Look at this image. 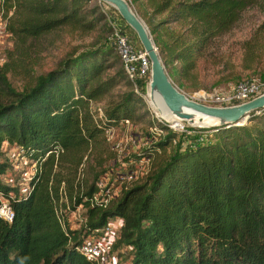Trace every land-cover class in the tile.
I'll return each mask as SVG.
<instances>
[{
	"label": "trees",
	"instance_id": "trees-1",
	"mask_svg": "<svg viewBox=\"0 0 264 264\" xmlns=\"http://www.w3.org/2000/svg\"><path fill=\"white\" fill-rule=\"evenodd\" d=\"M5 1L27 18L18 28L7 27L23 38L61 24L82 21L91 27L90 20L104 18L98 5L84 9L90 0H0ZM254 1L128 3L145 14L164 68L178 61L180 75L186 77L208 42L228 31ZM148 11L152 17L161 15L156 23L146 18ZM171 23L182 30L163 29ZM115 52L111 41H105L65 55L20 92L10 88L7 70L0 68V197L11 211L9 221L0 217V264H98L76 247L115 217L121 223L111 248L126 245L127 264H264V108L250 112L240 125L203 128L189 147H171L141 181L123 186L104 206L91 202L99 190V174H92L84 187L72 184L86 146L103 141L105 129L130 119L142 100V93L130 90L103 109L101 117L88 109V101L126 79L121 66L99 78L109 63L119 61ZM258 74L264 80V73ZM172 135L167 132L141 154L165 148ZM3 142L35 165L24 192L1 178L9 166ZM60 188L71 202L65 208L85 207L83 230L70 229L65 213L58 212Z\"/></svg>",
	"mask_w": 264,
	"mask_h": 264
},
{
	"label": "rangeland",
	"instance_id": "rangeland-1",
	"mask_svg": "<svg viewBox=\"0 0 264 264\" xmlns=\"http://www.w3.org/2000/svg\"><path fill=\"white\" fill-rule=\"evenodd\" d=\"M96 5L99 6V11L103 12L104 18L90 20L91 27L83 26L82 21L75 24H61L38 36L23 38L10 33L7 27L18 28L27 19L26 16L20 9L13 7L11 1L0 2V68L7 70L5 76L10 88L20 92L31 85L36 76L54 68L65 55L105 43V41L108 43L112 27L121 31L130 44L143 52L134 32L124 24L114 8L99 0H90L83 4L85 10L94 9ZM129 5L144 23L143 11L139 13L133 5ZM99 11H95L91 18H94ZM160 17L161 15L152 17L149 11L146 15V18H153L155 23ZM89 18L90 16H87L85 21ZM263 23L264 0H255L239 13L228 31L208 42L195 60L194 66L187 70L186 77L180 75L181 63L174 61L164 68L168 78L179 91L196 101H201L199 98L201 91L229 92L237 82L250 78L264 85V80L258 74L264 73ZM166 26L163 29L174 32L182 30L181 25L176 23ZM119 64V61L114 65L109 63L99 78L104 79L115 73L120 68ZM148 74V72L145 73V79L138 90L140 94L142 93L141 97L144 93L147 94ZM131 88L127 79H123L115 83L106 93L88 101L87 107L94 117H101L103 109L116 101L120 94L132 90ZM155 113L160 117L158 112L155 111ZM151 120L152 111L142 98L133 116L128 119V124L115 127L110 134L104 132L103 141L86 146L72 184L78 183L80 188L84 187L92 180V174L97 173L99 176L97 175L96 184L99 183L102 188H105L106 199L109 201L117 196L123 186L141 181L150 167L166 158L172 150L167 146L158 150L150 149L151 155L147 164H138L135 161L134 156L142 155L141 152L146 149V146H152L157 142V139H151L148 134ZM184 124L187 123L184 122ZM1 152L9 165L1 178L16 187L18 191L24 192L26 179L35 170L34 163L23 157L21 151L14 145L3 142ZM132 161L136 163L132 164ZM126 175L130 177L126 178ZM60 191L61 204L57 205L58 212L65 213V223L70 229L83 230L87 220L85 207L78 205L73 210L69 209L71 202L67 200V193L61 188ZM63 205L68 207L65 208ZM120 220L119 217H115L109 222L117 228ZM86 238L96 239V236L88 235ZM128 253L129 248L126 245H116L104 256L98 258L97 263L127 264Z\"/></svg>",
	"mask_w": 264,
	"mask_h": 264
},
{
	"label": "built area",
	"instance_id": "built-area-1",
	"mask_svg": "<svg viewBox=\"0 0 264 264\" xmlns=\"http://www.w3.org/2000/svg\"><path fill=\"white\" fill-rule=\"evenodd\" d=\"M110 41L115 48L125 78L131 83L132 91L138 93L140 85L145 79V73H149V62L145 54L140 49H136L132 44H130L124 34L115 27H112ZM263 91L264 85L258 80L250 78L237 82L233 89L229 92H219L216 90H212L210 92L201 91L199 93L201 101L198 102L215 106L233 105L244 102L262 93ZM142 98L149 105L150 111H152V120L148 126V134L151 139L159 140L163 138L167 132H171L173 135L171 136L167 147H174L177 145L189 147L196 139H199V135H201L203 129L202 127L184 124V122L180 120L174 121L167 120L164 117H159L151 107L146 93H144ZM128 123V119H123L118 125L107 128L104 132L110 134L115 127L124 126ZM150 146L151 145H148L146 148H150ZM150 155L151 152L149 150L146 154L141 155L135 161H137L138 164H147L150 160ZM135 161H132V164H135ZM129 177L130 175H126V178ZM96 186L99 190L92 196L91 202H98L104 206L108 202L106 199L107 194L105 189L102 188L99 183H97ZM0 217L6 221H9L11 218V211L6 201L1 197ZM118 227L115 228L109 221H107L105 225L98 230V234L93 235L96 236V239L92 238L88 240V238H85L76 247L77 251L88 259L97 260L98 258H101L110 251L111 243L116 231L115 229H118Z\"/></svg>",
	"mask_w": 264,
	"mask_h": 264
},
{
	"label": "water",
	"instance_id": "water-1",
	"mask_svg": "<svg viewBox=\"0 0 264 264\" xmlns=\"http://www.w3.org/2000/svg\"><path fill=\"white\" fill-rule=\"evenodd\" d=\"M114 8L120 19L135 34L140 46L149 62V74L147 83V98L150 104L157 106L153 96H149L150 92H154L161 100L163 106L180 121H184L189 125H193V115H196V121L201 122L206 118L213 120L214 124L209 126H200L202 128L214 127L219 125H240L243 124L250 112L254 114L264 108V91L244 102H240L227 106L207 105L198 102L175 87L168 78L164 66L160 60L157 48L154 45L150 34L142 22L135 14L126 0H99ZM160 117L164 112L159 111ZM195 126V125H194Z\"/></svg>",
	"mask_w": 264,
	"mask_h": 264
},
{
	"label": "bare ground",
	"instance_id": "bare-ground-1",
	"mask_svg": "<svg viewBox=\"0 0 264 264\" xmlns=\"http://www.w3.org/2000/svg\"><path fill=\"white\" fill-rule=\"evenodd\" d=\"M153 96L154 98H155V100H156V104H157V106L156 107H154V106H152V108H153V110H154V112L156 111V112H158L159 113V111L161 112V111H163L164 112V114H163V117L165 118V119H167V120H174V121H178V120H180V119H178L176 116H174V114H172V113H170L164 106H163V104H162V102H161V100L159 99V97L154 93V92H150L149 93V96ZM150 102V101H149ZM193 115V118H192V120H193V125H195V126H197V125H200V126H209V125H212V124H214V122H213V120L212 119H210V118H206V119H204L203 121H201V122H197L196 121V115L195 114H192Z\"/></svg>",
	"mask_w": 264,
	"mask_h": 264
}]
</instances>
